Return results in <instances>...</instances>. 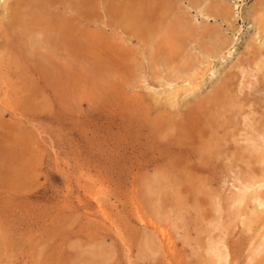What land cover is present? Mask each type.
I'll return each instance as SVG.
<instances>
[{"label": "rangeland", "instance_id": "1", "mask_svg": "<svg viewBox=\"0 0 264 264\" xmlns=\"http://www.w3.org/2000/svg\"><path fill=\"white\" fill-rule=\"evenodd\" d=\"M135 1L0 0V264H264V0Z\"/></svg>", "mask_w": 264, "mask_h": 264}, {"label": "bare ground", "instance_id": "2", "mask_svg": "<svg viewBox=\"0 0 264 264\" xmlns=\"http://www.w3.org/2000/svg\"><path fill=\"white\" fill-rule=\"evenodd\" d=\"M125 1H127L128 2V4H124L123 2H125ZM131 3H130V2ZM134 1V2H133ZM146 1H148V0H146ZM158 1V0H157ZM156 1V2H157ZM68 2V1H67ZM94 2V1H93ZM101 2V1H100ZM104 2V1H103ZM108 2H109V6H112V5H114L113 6V8H109L114 14H113V18H114V20L116 21H119V22H121V23H125L126 22V19H128V20H131L132 18H134V17H136V16H138V13L139 12H137V11H135V7H134V3H136V2H138V1H135V0H108ZM107 2V3H108ZM139 2H140V0H139ZM83 3H85V2H83ZM133 3V4H132ZM145 3V2H144ZM150 3V2H149ZM68 4H70V3H68ZM94 4V3H93ZM116 4L117 5H119L120 7H116ZM72 5V4H71ZM99 5H100V3H99ZM96 7V6H95ZM122 7V8H121ZM138 7V6H137ZM153 7H155V5H153L150 9H148L147 11H149V12H152V13H154V17L156 18V20H154V22L152 21V24L154 25L153 26V28H151V27H149V28H145V30H143V33L145 34L146 33V35L148 36V35H151V33H152V39L153 40H150L149 39V37H147V39H149L150 41H151V43H152V41L154 42V44H153V46L156 48L157 46H159L160 45V43H159V41L160 40H162V41H165L166 40V38H167V34L166 35H162L163 34V32L165 31V33H170L171 31H169V30H175V28H174V26H172V27H169L168 29H164L163 28V24H162V20H166L165 19V17L166 16H162L161 15V17H162V19L159 17V10H163V9H165L166 7H168L167 6V4L165 3V2H161V1H158V5H157V7H155V9L157 10L158 9V11L156 12V11H154V9H153ZM120 8V9H119ZM92 9H93V7H92ZM116 9H119V11L118 12H121L120 10L122 9V13L123 14H121V15H119V16H117V11H116ZM105 10V9H104ZM152 10V11H151ZM218 10V9H217ZM224 10V9H223ZM226 10V9H225ZM141 11V10H140ZM146 11V12H147ZM165 11H166V9H165ZM148 12V13H149ZM82 13V12H81ZM92 13V12H91ZM151 13V14H152ZM225 13H226V11H225ZM23 12H18V17H17V21L19 22V23H21V22H23V20L24 19H22V17H23ZM109 14V13H108ZM213 14H214V12H213ZM86 15V14H85ZM92 15V14H91ZM167 15V14H166ZM215 15V14H214ZM109 16H111L110 14H109ZM209 16V15H208ZM211 16H213L212 14H211ZM116 17H117V19H116ZM62 18V17H61ZM221 18H223V17H221ZM42 20V19H41ZM146 20V19H145ZM179 20V19H178ZM178 20L176 19V26H178L179 25V22H178ZM223 21H224V18L222 19ZM25 21V20H24ZM65 21V20H64ZM69 21V20H68ZM116 21V22H117ZM40 22V21H39ZM73 22V21H72ZM130 22V21H129ZM187 22V21H186ZM258 22H261V19H258ZM14 23V22H13ZM136 23V22H135ZM130 24H131V22H130ZM129 24V25H130ZM142 24V23H141ZM183 24V23H182ZM133 25V24H132ZM169 25H174L173 23H171V24H169ZM126 26H127V24H126ZM133 27V26H132ZM185 27V26H184ZM24 28V27H23ZM142 28V27H141ZM195 29H196V27H194ZM260 28V27H259ZM138 29V28H137ZM26 30H29V28H27ZM140 30V29H139ZM179 30V29H178ZM193 30V29H192ZM203 30V29H202ZM163 31V32H162ZM168 31V32H167ZM195 31V30H194ZM160 33H162L161 35H162V38L160 39V37H161V35H160ZM195 33V32H194ZM198 33H199V31H198ZM216 33V32H215ZM47 34V33H46ZM59 34V33H58ZM62 35H63V33H61ZM141 34V33H140ZM144 34H143V36H144ZM160 35V36H159ZM178 35V34H177ZM157 36H158V39H157ZM47 37H49V36H47L46 35V38ZM45 38V37H44ZM50 38V37H49ZM74 38V37H73ZM255 38V37H254ZM253 38V39H254ZM57 39V38H56ZM61 39V38H60ZM71 39V38H70ZM143 39V38H142ZM168 39V38H167ZM194 39H195V36H194ZM223 39V38H222ZM253 39H252V41H253ZM256 39V38H255ZM175 40V39H174ZM47 41H51V40H48V38H47ZM184 41V40H183ZM200 41H202V39L200 40ZM223 41V40H222ZM219 42L218 44H215V45H213V48H212V54L215 56L217 53H219L220 52V50H221V47H223V45L225 46V44H223V42ZM255 41V40H254ZM52 42H54V41H52ZM69 42V41H68ZM204 42V41H203ZM251 42V41H250ZM249 42V43H250ZM156 43V44H155ZM61 44V43H60ZM164 44V43H163ZM174 45V44H173ZM250 45V44H249ZM49 47V46H48ZM232 47V46H231ZM231 47H229V48H227L226 49V52L228 53V55H231L232 53H233V51L231 50ZM177 48V47H176ZM173 49V48H172ZM220 49V50H219ZM174 50V49H173ZM171 51V50H170ZM211 51V50H210ZM163 52V51H162ZM168 53H170V52H168ZM211 55V54H210ZM171 56V55H170ZM169 57V56H168ZM215 57H217V55L215 56ZM157 58V57H156ZM160 61H162V60H160ZM193 61V60H192ZM260 66H258L259 68H263L264 69V58L261 60V62H260ZM210 68H208L207 69V71L209 70ZM225 75H226V73L223 75V79L224 80H221V78H220V80H219V82H217L215 85H212L211 87L213 88L212 89V93L215 95L212 99L214 100V102L216 103V107H217V105H219V108L217 109V111L218 112H220L219 110H221V109H227L228 107V105H233V103L231 104V99H230V97L228 96V94H226L227 92V90L225 91L224 90V87H225V85H226V77H225ZM184 83H186L187 84V86H184L183 84H182V86L181 85H177V84H173V82H170V85H171V88H169V89H167V90H164V91H160V92H158L157 94H158V96L161 94H163L164 96V99L167 101V102H169L170 104H172V105H174V104H176V102H177V100H178V98L181 96V95H185V94H187V93H189L190 91H192V92H196L200 87H201V85L199 84V83H194V82H192L190 79H187V80H184L183 81ZM182 82V83H183ZM222 88H223V90H222ZM221 89V90H220ZM208 95V94H207ZM207 95H205L206 97H207ZM230 99V101L228 102V100ZM202 100V99H201ZM205 101V100H204ZM204 103V102H203ZM254 147V146H253ZM253 149V148H252ZM264 156V152H261V154H260V156L259 157H263ZM262 159H264V158H262ZM6 184H8V182L6 183ZM258 187H260V185L258 186ZM252 189V188H251ZM251 191V190H250ZM251 193V197L252 198H254V199H257L258 201H259V204L260 205H262L263 204V202H261V193L259 192V190H258V188H253L252 189V191L250 192ZM249 193V194H250ZM245 197H246V194L245 193H242V194H240L239 195V201H243L244 199H245ZM263 237H262V240H261V243H263L264 242V233H263V235H262ZM165 237H166V235H165ZM169 238L167 237V240H168ZM263 241V242H262ZM170 242V241H169ZM260 244V243H259ZM261 247H263V246H261ZM263 249H264V247H263ZM209 250V249H208ZM216 250V249H215ZM217 251V250H216ZM215 253V252H214ZM219 254H220V256H221V258L223 257H225V255L226 254H221L220 252H219ZM94 256V255H93ZM218 256V255H217ZM218 258V257H217ZM220 258V257H219ZM85 259V258H84ZM227 260V259H226Z\"/></svg>", "mask_w": 264, "mask_h": 264}]
</instances>
